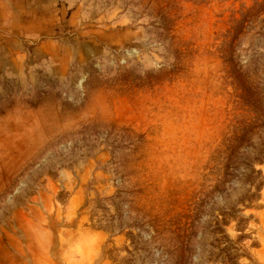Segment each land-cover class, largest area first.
Returning a JSON list of instances; mask_svg holds the SVG:
<instances>
[{
  "label": "rangeland",
  "instance_id": "obj_1",
  "mask_svg": "<svg viewBox=\"0 0 264 264\" xmlns=\"http://www.w3.org/2000/svg\"><path fill=\"white\" fill-rule=\"evenodd\" d=\"M0 264H264V0H0Z\"/></svg>",
  "mask_w": 264,
  "mask_h": 264
},
{
  "label": "trees",
  "instance_id": "obj_2",
  "mask_svg": "<svg viewBox=\"0 0 264 264\" xmlns=\"http://www.w3.org/2000/svg\"><path fill=\"white\" fill-rule=\"evenodd\" d=\"M229 61H231V60H229ZM235 78H236V81H237L238 83H241L242 85L244 84V81L242 80V78H239V77H238V74L235 75Z\"/></svg>",
  "mask_w": 264,
  "mask_h": 264
}]
</instances>
